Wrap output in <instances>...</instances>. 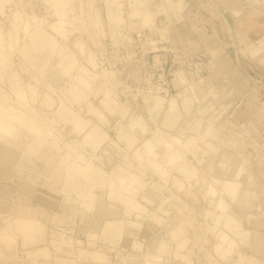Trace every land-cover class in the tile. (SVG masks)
Masks as SVG:
<instances>
[{
    "label": "rangeland",
    "instance_id": "rangeland-1",
    "mask_svg": "<svg viewBox=\"0 0 264 264\" xmlns=\"http://www.w3.org/2000/svg\"><path fill=\"white\" fill-rule=\"evenodd\" d=\"M0 31V105L21 87L60 167L94 171L67 194L66 176L28 152V121L0 135V264H264V242L251 248L264 236V0H0ZM41 32L44 49L25 52ZM79 73L90 78L75 97ZM11 216L42 227L4 231ZM220 231L235 242L222 258Z\"/></svg>",
    "mask_w": 264,
    "mask_h": 264
},
{
    "label": "bare ground",
    "instance_id": "bare-ground-1",
    "mask_svg": "<svg viewBox=\"0 0 264 264\" xmlns=\"http://www.w3.org/2000/svg\"><path fill=\"white\" fill-rule=\"evenodd\" d=\"M59 25H57L56 31L60 32L63 30V27L65 25V21H61ZM45 35L46 33H39L38 36H35V40L33 41V45L29 47L28 49H25L29 52L31 50L37 49L39 52H41L45 40ZM34 35L31 36V39L33 38ZM3 34L0 31V45L3 42ZM53 40H51L50 43H52ZM125 57V56H124ZM123 57V58H124ZM128 57V56H126ZM122 58V57H121ZM127 59V58H126ZM125 60V59H124ZM6 70V75L9 77H12V72L9 71V67L7 66ZM75 81H73V84H75L74 89H73V96L79 97L80 95L86 93V89L88 88V78L89 74L87 73H79L78 76L74 77ZM195 81V80H194ZM204 82V78H201L200 80H197V83ZM8 83H11L10 80ZM198 85V84H197ZM10 89L13 88V84L9 85ZM21 88V87H20ZM16 89L14 90V104L7 103L6 105L2 106L0 105V135L3 137L10 136L13 134L14 130L16 129V125L23 123L25 120L29 122L30 128L32 129L33 133V140L32 142L27 146V150L30 154H33L34 156L38 157L40 161L43 163V165H47L48 168L50 169V172H56L59 176H66V180L63 185V189L65 192L68 194L70 191L79 193L80 188L75 185L74 178L80 177V173L82 175H91L94 173L93 170L90 168L84 169L79 162H70L68 163L66 161L65 167H60V162L57 161L59 158V155L55 154V152L51 149L52 146H55L56 144V139L54 136H52L51 131L45 130L42 128V124L44 123L41 121L40 124L33 119L29 118V116L26 114V112H29L31 110L29 106V100H27L25 93L22 91V89ZM161 90V89H160ZM159 89H157V92ZM156 92V93H157ZM152 93V92H151ZM19 107H17V106ZM47 107H51V105L47 102ZM169 120L166 121L168 124H172L174 122V118H176L175 114H169L167 115ZM172 126V125H169ZM84 126L82 122H77L74 125V132L76 134H81ZM51 141L49 142L48 140ZM2 144V143H1ZM20 146L19 143L16 142H11V143H5L2 144V149L4 150L5 154V161H11L10 164H12V160L14 162V155L13 151H16L17 148ZM18 151V150H17ZM10 166V165H9ZM6 165V167H9ZM64 168V169H63ZM182 169L185 171H189L188 168L183 167ZM81 175V176H82ZM9 176V175H8ZM5 178V177H4ZM9 178V177H8ZM59 179V178H58ZM119 184L123 185L124 179L120 178L119 179ZM127 185V183H125ZM2 185H0L1 187ZM19 187V182L17 184ZM30 183H26L25 185H21L20 188H22L24 191L29 190ZM7 195H9V189L0 188V199L6 200ZM8 200V199H7ZM131 203H128V207L131 206ZM18 207V206H17ZM19 208V207H18ZM10 209V208H9ZM3 211V210H2ZM5 222L7 223L6 228H4V231H12L13 229L25 232L29 236H33L35 233H37L41 229V222L36 219L32 218H21L17 216H11L8 219H5ZM10 235V234H9ZM110 238L118 237L119 236V231L118 229H115L110 232L109 234Z\"/></svg>",
    "mask_w": 264,
    "mask_h": 264
},
{
    "label": "crops",
    "instance_id": "crops-1",
    "mask_svg": "<svg viewBox=\"0 0 264 264\" xmlns=\"http://www.w3.org/2000/svg\"><path fill=\"white\" fill-rule=\"evenodd\" d=\"M229 22V21H228ZM229 24H230V22H229ZM231 25V24H230ZM230 38V37H229ZM204 81L206 82L207 80L204 78ZM174 99H176V98H174ZM174 104V103H176V100H171L170 102H169V104H167L168 106H167V109L169 110L168 111V113H171L172 112V109L170 108L171 107V105L170 104ZM172 104V105H173ZM174 109V108H173ZM171 110V111H170ZM172 114H175L176 115V118H174V122L172 123V124H168V123H166V121L167 120H169L168 118H170V117H167V119H165V123H166V125L167 126H169V125H172V126H169V128H174V126H176L177 125V122H180V121H178L177 120V118H178V114L177 113H172ZM176 120V121H175ZM139 122V123H138ZM131 124H132V127H133V129L136 131V133H137V140H139L141 137H143L145 134V130H144V128H143V122H141L140 120H132V122H131ZM187 161V160H186ZM186 161L184 162H179V163H177V162H175V163H177V165L178 166H175L174 168L176 169V167H177V172L178 173H181V175H182V178H183V180H184V182L185 183H192V182H195V173H197V172H195L194 174H193V169L190 167V165L188 164V162L186 163ZM37 163L38 164H40L38 161H37ZM180 164V165H179ZM182 166L183 167H186V168H188L189 169V171H184L183 169H182ZM192 175H194V177L192 178ZM182 178H180V179H182ZM11 186H13V184H11V185H9V188L11 187ZM237 185H232V184H224L223 186H222V192L223 193H230L229 195H234V193H233V191H235V189L237 188L236 187ZM15 191V189L14 188H10V191ZM13 192H11L10 194H11V196H13L12 197V199H11V201L12 200H14L15 199V195H16V193H14L13 194ZM221 192V191H220ZM206 194V193H205ZM212 194V193H211ZM210 194V195H211ZM231 196V198L233 199V197ZM205 197L208 199V201H209V198H211L210 196H208L207 194L205 195ZM16 200V199H15ZM217 200H221L222 201V199H221V197H219ZM222 203H223V201H222ZM224 204V203H223ZM9 205H11V204H9ZM33 209V208H32ZM38 219H43V218H38ZM233 220V219H232ZM230 223H231V221H229ZM231 225H233L232 223H231ZM254 226H256V227H264V223H257L256 225H254ZM228 230H229V226H228V228H227ZM235 230V229H234ZM233 230V231H234ZM217 238H216V242H215V245L213 246L214 247V254H216L215 256H218V257H220V258H222L225 254H228V253H232L233 251H234V244H235V242L228 236V234H226L225 232H218V235L216 236ZM254 238H256V240H255V242H254V244H253V246H251V248L255 251V252H257V245H260V243L261 242H264V236H262V237H260L259 236V238L257 239V237H254ZM259 251V250H258ZM239 263L241 262V258L239 259V261H238Z\"/></svg>",
    "mask_w": 264,
    "mask_h": 264
}]
</instances>
